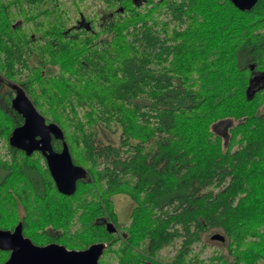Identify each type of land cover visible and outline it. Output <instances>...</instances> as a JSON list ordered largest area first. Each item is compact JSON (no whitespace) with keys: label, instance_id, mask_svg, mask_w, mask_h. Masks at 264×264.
Returning <instances> with one entry per match:
<instances>
[{"label":"trees","instance_id":"16d2710c","mask_svg":"<svg viewBox=\"0 0 264 264\" xmlns=\"http://www.w3.org/2000/svg\"><path fill=\"white\" fill-rule=\"evenodd\" d=\"M96 1L86 14L84 0H0V76L84 170L72 194L57 191L38 152L8 143L23 120L8 99L0 228L21 222L33 243L68 249L103 241L99 264H163L177 239L164 264H264V0ZM223 120L236 122L214 131ZM119 193L133 203L121 226ZM213 229L226 252L204 260L192 245Z\"/></svg>","mask_w":264,"mask_h":264},{"label":"water","instance_id":"95a60500","mask_svg":"<svg viewBox=\"0 0 264 264\" xmlns=\"http://www.w3.org/2000/svg\"><path fill=\"white\" fill-rule=\"evenodd\" d=\"M231 2L239 9H249L256 0H231ZM11 103L23 120L21 124L12 128L8 143L23 150L26 155L36 150L40 151L57 191L72 194L77 179L84 176V170L73 163L65 142L62 143L59 151L53 149L52 138L62 140L64 137L60 126L53 121H46L20 87L16 90ZM107 229L115 230L114 224L108 222ZM210 238L222 241L224 236L214 232ZM105 246L106 243L103 241L91 243L83 249H68L56 242L37 245L23 235L21 222L11 230L0 228V249L9 252L1 264H99L98 259Z\"/></svg>","mask_w":264,"mask_h":264},{"label":"rangeland","instance_id":"374dc122","mask_svg":"<svg viewBox=\"0 0 264 264\" xmlns=\"http://www.w3.org/2000/svg\"><path fill=\"white\" fill-rule=\"evenodd\" d=\"M99 4L100 3L96 0H84L83 5H82V9H84V13L91 14L97 9L96 6H98ZM69 13H70L71 17H73V20H74V17L76 15H75L73 8L70 7V4H69ZM256 79L258 80V78H256ZM235 122L236 121H234V120L220 121L213 126L214 131H216L218 133H223V131H226V128L229 124H231V123L233 124ZM100 133H101V137L103 140H111V142H115L117 139L116 133L112 134L113 137L111 135H109V132L106 130H101ZM2 144L3 143L0 144V152L5 150L4 147H2ZM112 199L114 202L115 210L117 212V219H118L119 225L121 226L123 224H127L129 221L128 214H129V211L133 205L131 199L129 198V196L127 194H123V193L113 195ZM214 232L221 233V231L215 230V229L207 231V232L202 234L200 241L195 242L192 245L193 251L198 252L200 258H202L204 260H207V257L210 256V254H212L216 250H221L223 253L226 252V249L224 248V246H221L220 243L216 242L215 240L210 239V234H212ZM178 243H179V241L177 239L172 244H169V245L161 248L156 253L155 259L157 261L162 262V263L169 261V259H171V257L173 256V254H174V252L178 246Z\"/></svg>","mask_w":264,"mask_h":264},{"label":"flooded vegetation","instance_id":"af4514ba","mask_svg":"<svg viewBox=\"0 0 264 264\" xmlns=\"http://www.w3.org/2000/svg\"><path fill=\"white\" fill-rule=\"evenodd\" d=\"M231 1V0H230ZM261 78L264 79V76H262ZM19 88L18 85L16 84H13V82H10L9 80L3 78V76L1 77L0 76V105L2 104H6V102L8 101V99H10V104L12 105L11 103V100L12 98L14 97L15 93H16V90ZM11 96V97H10ZM13 107V106H12ZM9 137V136H8ZM54 149V148H53ZM56 150V149H54ZM5 151V150H4ZM4 151H2L0 154L4 153ZM23 151V150H22ZM56 151H59V150H56ZM34 152H38L44 159L45 161V158L44 156L40 153V151L36 150V151H33L32 153ZM23 153H25L23 151ZM31 153V154H32ZM30 155V154H29ZM46 163V161H45ZM211 235V234H210ZM211 239V238H210ZM212 240H215V239H212ZM215 241H219V240H215Z\"/></svg>","mask_w":264,"mask_h":264}]
</instances>
